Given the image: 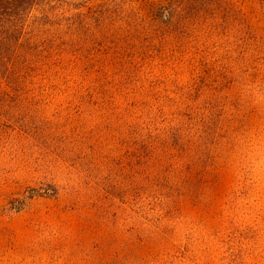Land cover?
I'll use <instances>...</instances> for the list:
<instances>
[{
    "label": "rangeland",
    "instance_id": "obj_1",
    "mask_svg": "<svg viewBox=\"0 0 264 264\" xmlns=\"http://www.w3.org/2000/svg\"><path fill=\"white\" fill-rule=\"evenodd\" d=\"M120 3L0 41V264H264V0Z\"/></svg>",
    "mask_w": 264,
    "mask_h": 264
},
{
    "label": "trees",
    "instance_id": "obj_2",
    "mask_svg": "<svg viewBox=\"0 0 264 264\" xmlns=\"http://www.w3.org/2000/svg\"><path fill=\"white\" fill-rule=\"evenodd\" d=\"M117 0H0V41L5 45L18 43L19 34L25 25L26 17L36 12L45 24L44 38L56 40L60 30L72 23L69 17L105 18L112 15V3ZM128 1V3H127ZM148 6L156 12V17L164 26L172 28L185 26L193 20H199L206 14L207 7L220 3V0H145ZM91 3V4H87ZM126 4V5H125ZM118 4L119 10L129 9V0ZM85 7L86 11H81ZM73 9H77L76 11ZM67 20L65 24L61 21ZM55 24V26H54ZM17 37V38H16ZM14 40V42H12Z\"/></svg>",
    "mask_w": 264,
    "mask_h": 264
}]
</instances>
